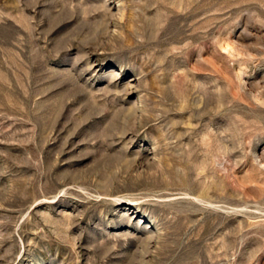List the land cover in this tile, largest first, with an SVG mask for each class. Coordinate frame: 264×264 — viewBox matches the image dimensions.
Listing matches in <instances>:
<instances>
[{
  "label": "rangeland",
  "instance_id": "1",
  "mask_svg": "<svg viewBox=\"0 0 264 264\" xmlns=\"http://www.w3.org/2000/svg\"><path fill=\"white\" fill-rule=\"evenodd\" d=\"M0 264H264V0H0Z\"/></svg>",
  "mask_w": 264,
  "mask_h": 264
}]
</instances>
